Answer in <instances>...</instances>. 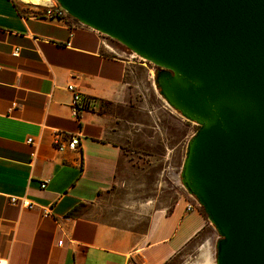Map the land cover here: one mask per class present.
<instances>
[{"label":"crops","instance_id":"obj_1","mask_svg":"<svg viewBox=\"0 0 264 264\" xmlns=\"http://www.w3.org/2000/svg\"><path fill=\"white\" fill-rule=\"evenodd\" d=\"M39 14L0 0V264H163L207 224L182 184L172 204L150 210L134 239L95 219L89 206L114 183L123 152L118 117L98 111L101 103L122 104L127 79L144 69L153 78V68L74 18ZM69 84L97 99L98 109L74 116ZM56 132L60 140L78 135L77 149L56 150ZM153 198L141 205L152 207ZM57 215L67 217L63 231Z\"/></svg>","mask_w":264,"mask_h":264},{"label":"water","instance_id":"obj_2","mask_svg":"<svg viewBox=\"0 0 264 264\" xmlns=\"http://www.w3.org/2000/svg\"><path fill=\"white\" fill-rule=\"evenodd\" d=\"M156 69L198 125L179 179L217 233L215 264H264V0H55Z\"/></svg>","mask_w":264,"mask_h":264},{"label":"rangeland","instance_id":"obj_3","mask_svg":"<svg viewBox=\"0 0 264 264\" xmlns=\"http://www.w3.org/2000/svg\"><path fill=\"white\" fill-rule=\"evenodd\" d=\"M18 2L35 6L34 3ZM109 41L113 45L118 43ZM147 66V69L152 67ZM136 77L137 80L127 79L129 97L122 104L109 103L111 106L108 107L103 101L98 110L118 117L116 129L120 132L123 152L114 183L89 205L95 219L136 234L131 236L132 239L146 230L150 210L169 206L178 191L183 189L179 173L187 141L198 128L196 123L181 116L165 102L150 72L144 69ZM150 196H155L152 207L141 205ZM197 208L203 213L199 205ZM216 239V230L207 220L204 229L163 264H206L204 259L215 256Z\"/></svg>","mask_w":264,"mask_h":264},{"label":"built area","instance_id":"obj_4","mask_svg":"<svg viewBox=\"0 0 264 264\" xmlns=\"http://www.w3.org/2000/svg\"><path fill=\"white\" fill-rule=\"evenodd\" d=\"M34 5H35L33 6L34 10H37L40 12L39 14L40 17H54L58 20H66L68 18H72L70 15L67 14V12L62 7H60V5L55 0H50V2L46 4L39 3V4H34ZM105 37H107V39L109 40H114L106 35ZM102 45L107 46L106 38L102 39ZM19 51H20L19 47H14L12 53L14 55H18ZM123 53H128L130 57H136L137 59L141 60L142 63H149L150 65H152L153 71H155L156 66H154L151 62L139 57L134 52L127 49V50H124ZM67 89L68 91L72 93L71 109H72V113L74 116H76L79 112L83 110H97L98 107L100 106V103L97 99L83 95L78 90H76V86L74 84L67 85ZM27 142L30 143L31 138H28ZM53 143H54L55 149L58 151H63L65 149L76 150L79 145V137L78 135H72V136H69L65 140H60V136L56 132L54 135ZM41 187H44V184H42ZM10 202L12 204H19V205H24V206H29V207L32 206V203L26 201L23 198H19V197H10ZM195 205H198V204L195 202ZM193 206L194 205L190 203L187 205V209L190 210L193 208ZM50 207L51 206H49V208ZM44 211L49 213V211H46L45 208H44ZM66 219L67 217L63 215H57L54 217V221L56 225H58L61 231H63L62 225L64 224ZM62 241H63L62 239H59L57 243L62 244Z\"/></svg>","mask_w":264,"mask_h":264},{"label":"bare ground","instance_id":"obj_5","mask_svg":"<svg viewBox=\"0 0 264 264\" xmlns=\"http://www.w3.org/2000/svg\"><path fill=\"white\" fill-rule=\"evenodd\" d=\"M19 1L24 2V3H34V4H39V3L46 4V3L50 2V0H19ZM152 76H153V73H152ZM205 251L206 250L204 249L203 254ZM206 256H205V258H206ZM204 260H205V262L207 261L206 264H215L213 257H209V258L204 259Z\"/></svg>","mask_w":264,"mask_h":264}]
</instances>
